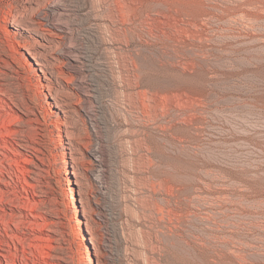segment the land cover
<instances>
[{
  "label": "rangeland",
  "instance_id": "rangeland-1",
  "mask_svg": "<svg viewBox=\"0 0 264 264\" xmlns=\"http://www.w3.org/2000/svg\"><path fill=\"white\" fill-rule=\"evenodd\" d=\"M0 125L35 264H264V0H0Z\"/></svg>",
  "mask_w": 264,
  "mask_h": 264
},
{
  "label": "bare ground",
  "instance_id": "bare-ground-1",
  "mask_svg": "<svg viewBox=\"0 0 264 264\" xmlns=\"http://www.w3.org/2000/svg\"><path fill=\"white\" fill-rule=\"evenodd\" d=\"M53 1V0H52ZM56 3V2H55ZM50 5V4H49ZM52 5V4H51ZM50 5V6H51ZM55 6L57 7V5H52V7ZM92 7V6H91ZM94 8V6H93ZM96 9V8H95ZM59 8H54L51 10L52 13L46 15L45 17V23L46 25H49L51 27H53L54 29H56L57 31H59L61 33V52L63 53V55L66 56V64L72 66L75 63V59L71 57V54L76 52V46L74 47V45L72 46V44H68L66 43V40L71 39V31L69 28V25L66 22L62 21V18H60L64 13H60L59 12ZM97 11V10H96ZM110 16V14H108ZM64 16V15H63ZM114 18V17H113ZM116 18V17H115ZM114 18V19H115ZM110 19V18H109ZM78 27V26H77ZM78 30V29H76ZM78 35V34H77ZM75 37V36H74ZM77 38V37H76ZM79 52V51H78ZM28 54L32 57V59H34L36 61V64L38 66H40V71L42 72V74L44 75V78H46L48 76L47 70L44 68V65L41 63V61H39L35 56V53H29ZM73 56V55H72ZM77 61V60H76ZM46 67V66H45ZM131 76V75H130ZM113 82V81H112ZM77 85V84H76ZM79 85V84H78ZM82 87L81 85L78 87L80 88ZM60 106V105H59ZM0 134H3V126L0 125ZM23 136V135H22ZM27 136V135H25ZM19 136L16 135L15 137V141L16 142H24V144L22 145L28 152H37V148H35L34 144L19 138ZM26 138V137H23ZM31 140V139H29ZM34 141V140H33ZM36 142V141H35ZM34 142V143H35ZM37 144V142H36ZM39 146V145H38ZM10 171L13 169L12 165L9 166ZM17 172H20L21 174L22 171L16 166ZM7 169L3 170V164L2 161L0 160V176H2V174L4 173L5 175L8 176V178L11 180V182H13L12 180H14V178L16 179V181H18V183H21V177L19 176V174L17 173H13L12 171L10 172ZM10 175H9V174ZM25 179V178H24ZM32 181H35V179H32ZM3 182V181H2ZM24 183L27 185L28 189L30 188L29 193H32L34 195L35 189H37V184L36 183H31L28 184L26 183V181L24 180ZM8 185V184H6ZM13 188H17L15 187L17 184L15 183V181L13 182V184H11ZM18 186V185H17ZM10 187V186H9ZM40 187V186H39ZM12 188V189H13ZM27 189V188H26ZM42 189V188H41ZM38 190V189H37ZM36 190V191H37ZM40 190V189H39ZM24 193L27 192V190H25L23 188ZM42 191V190H41ZM18 193V192H17ZM28 193V192H27ZM26 193V194H27ZM41 193V192H40ZM39 193V194H40ZM7 194V193H6ZM12 194V193H11ZM14 194V193H13ZM12 194V195H13ZM38 194V193H37ZM38 194V195H39ZM15 195V194H14ZM17 194L15 197H13V199L15 198V201L17 202V206L14 205V207H21L25 210H28V208H30V205L28 202H25L24 200H21L20 195ZM36 195V194H35ZM37 195V196H38ZM3 196H5L4 193L1 192L0 194V201H4L3 200ZM40 196V195H39ZM25 198V197H23ZM13 199L10 198V201H12ZM32 209V208H31ZM3 225V223H1ZM31 229V228H30ZM13 239L15 240H10V241H6V240H2L0 241V257L3 258V260L7 261V264H30V262L32 264H35L33 258L35 257V254L33 251L30 250V245H26L25 243V237L21 238V237H14L12 236ZM1 240V239H0ZM15 241H17V244ZM87 253H89V248H87ZM0 264H2V260L0 259Z\"/></svg>",
  "mask_w": 264,
  "mask_h": 264
}]
</instances>
